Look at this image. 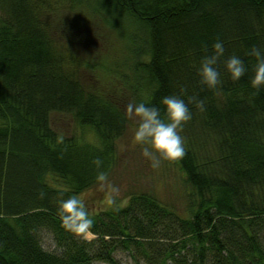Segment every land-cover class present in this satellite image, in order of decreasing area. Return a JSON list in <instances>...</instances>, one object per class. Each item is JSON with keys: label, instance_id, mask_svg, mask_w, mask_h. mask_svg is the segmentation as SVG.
Wrapping results in <instances>:
<instances>
[{"label": "trees", "instance_id": "trees-1", "mask_svg": "<svg viewBox=\"0 0 264 264\" xmlns=\"http://www.w3.org/2000/svg\"><path fill=\"white\" fill-rule=\"evenodd\" d=\"M51 1L0 0V264H121L120 254L132 264H264V87H251L248 55L264 53V0H100L145 33L132 35L144 48L134 54V80L119 84L77 53L87 31L98 37L100 26L81 18L91 2ZM98 9L87 10L93 22ZM218 40L221 84L208 89L198 70ZM232 55L246 66L236 82L224 68ZM166 96L192 114L180 133L186 155L170 163L182 173V208L136 193L123 207L88 210L92 238L70 235L57 216L59 193L81 197L99 185V171L109 178L127 105L144 102L163 116ZM192 96L205 101L203 112ZM52 112L72 114L96 142L57 135Z\"/></svg>", "mask_w": 264, "mask_h": 264}, {"label": "rangeland", "instance_id": "rangeland-1", "mask_svg": "<svg viewBox=\"0 0 264 264\" xmlns=\"http://www.w3.org/2000/svg\"><path fill=\"white\" fill-rule=\"evenodd\" d=\"M55 1L57 2V0H52L51 3L54 4ZM89 2L91 3L83 5L82 10L85 16L81 15V18L85 19L84 23L87 27L91 28L94 24H96L95 27L100 26V28L94 29V33H97L98 37L95 39L94 35L87 31L86 38L90 41L85 40L83 44L79 45L76 48L79 51L77 53L87 58L90 57V60L93 61L92 68H94V62L98 63L99 67L103 68L99 75L110 80L112 84H119L121 80L122 82H130L132 78L134 80V76H132L133 64L136 60L134 54H144L143 40H141L145 34L143 29L140 25L135 24L130 15L119 10L114 11L113 7L104 5V2L101 3L104 6H101L100 0H89ZM57 6L58 3L54 4V7ZM94 6L103 10L98 9L99 14L97 13L93 22L90 19L91 13L87 10L93 9ZM134 34L142 38H139V41H134L132 39ZM138 57V60L144 59V55ZM84 77L88 78V75ZM49 125L60 137H76L79 140L96 142L90 129H80L76 126L72 114L52 112L49 115ZM135 127L136 122L130 119L125 132L115 139L118 164L109 177V182L120 190L119 195L115 198L114 203H109V194L100 185L87 190L81 195V198L85 201L89 212L106 210L110 207H123L132 194L141 192L154 194L159 200L172 204L178 209L182 208L184 200L182 173L176 166L169 163H164L159 168L151 167L150 161L142 156V146L132 145ZM43 241V246L46 249L47 245L51 244L50 238L47 236ZM50 248L51 250L54 248L52 244ZM117 257L121 264H132L123 254L117 255Z\"/></svg>", "mask_w": 264, "mask_h": 264}, {"label": "clouds", "instance_id": "clouds-1", "mask_svg": "<svg viewBox=\"0 0 264 264\" xmlns=\"http://www.w3.org/2000/svg\"><path fill=\"white\" fill-rule=\"evenodd\" d=\"M223 54V42L218 40L213 45V53L201 60L198 76L202 86L213 89L221 84V74L217 65ZM248 55L256 58L254 75L250 83L253 89L259 91L264 87V53L253 47ZM224 68L233 82L238 81L246 73L245 64L236 55L224 61ZM189 103H194L201 112L205 110V101L198 100L196 96H192ZM161 105L165 109L163 116L160 109L149 107L144 102H130L126 107L127 117L136 122L132 145L142 146V156L150 161L153 168H159L164 163L170 164L186 155L185 141L180 133L183 126L192 119L188 105L177 96L164 97ZM92 163L97 169L102 165L99 158L94 159ZM96 180L102 189L107 190L108 202L114 203L120 190L109 182L108 174L99 171ZM63 195V192L59 193L57 204V216L61 226L73 237L87 239L92 235L94 220L89 215L85 201L77 195L65 200ZM44 196L45 193L41 191L38 198L43 199Z\"/></svg>", "mask_w": 264, "mask_h": 264}]
</instances>
